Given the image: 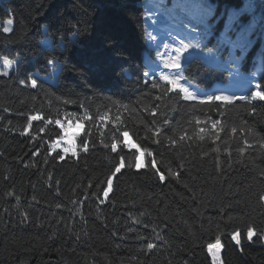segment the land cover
<instances>
[{"label": "trees", "instance_id": "trees-1", "mask_svg": "<svg viewBox=\"0 0 264 264\" xmlns=\"http://www.w3.org/2000/svg\"><path fill=\"white\" fill-rule=\"evenodd\" d=\"M211 1L218 5L217 15L224 13V19L203 41L207 48L215 50L226 11L247 0ZM151 2L0 0V29L13 19L11 33L0 30V56L20 61L13 66L11 80L0 78V264H212L207 244L214 242L218 234L224 245L220 250L223 264H264V241L254 237L249 244L242 237L241 250L228 235L241 226L239 217L264 232V208L257 205L255 196L264 188L259 177L264 155L255 152L246 156L243 163H236L234 154L230 165L223 162L222 156V169L217 171L212 159H201L199 147H184L180 151L188 162L179 178L166 176V182L160 183L147 168H126L114 180L109 198L101 204L92 193L97 191V182L109 173L105 157L116 154L98 146L86 158L81 155L79 162L75 158L57 161L48 156L45 141L55 138L58 129L49 126L39 133L42 122L34 121L29 133L20 135L27 115L35 111L55 115L57 109L61 115L65 111L79 114L83 103L92 113L111 109L110 115L119 114L131 130V139L142 149L164 151L146 138L144 127L152 118L143 109L152 104L156 94V90L143 84L142 73L147 70L144 61L150 59L156 70H161L155 46L161 38L169 40L164 31L156 32L157 40L152 45L147 38L145 29L151 32L153 28L148 29L145 24V9ZM164 2L170 6V0ZM45 25L49 37H65V47L55 50L57 58L69 66L76 65L79 71L64 73L58 86L46 83L42 91L21 89L16 76L23 78L38 71L47 78V54L40 55L38 47ZM76 29L79 33L73 38ZM222 47L223 61L219 64H215L217 61L207 49L201 55L197 50L192 56L186 76L204 91L219 94L220 85L228 84L234 75L224 67L230 46ZM244 57L241 81L236 78L233 82L261 81V41L249 47ZM63 99L77 103L65 105ZM254 103L257 113L253 116L239 107L232 108L223 118L215 107H204L196 114L202 119L221 118L222 124L228 120L229 124L239 125L247 120L255 133L264 136V104ZM194 106L175 97L162 105L173 129L191 119ZM4 107L9 112H3ZM125 153L131 160V153ZM156 158L165 163L171 160L173 171H177L174 154L166 152ZM149 160L146 157L145 164ZM89 181L93 187H89ZM10 191L13 196L7 195ZM16 195L20 196L19 201ZM58 204L61 207L57 208ZM229 217L233 218L231 222ZM152 228L164 229L162 240L154 239ZM147 242L157 245L152 253L147 250ZM134 256L136 260L132 259Z\"/></svg>", "mask_w": 264, "mask_h": 264}, {"label": "snow or ice", "instance_id": "snow-or-ice-1", "mask_svg": "<svg viewBox=\"0 0 264 264\" xmlns=\"http://www.w3.org/2000/svg\"><path fill=\"white\" fill-rule=\"evenodd\" d=\"M217 8V4H205L199 2V0H175L171 7L164 0H152L145 9V24H148L156 32L165 31L169 37V42L162 44L165 52L159 50L156 52V56L160 60L161 70L157 71L152 61L148 59L144 61V67L147 70L142 73L143 84L150 86L152 90H156L152 104L145 106L143 109L152 118L151 121L144 125L146 138L151 139L152 143L158 145L164 151L154 153L147 149H142L138 144L132 142L131 130L119 114L110 115L111 109L105 111L97 110L92 113L83 103L79 105L82 109V113L79 114L65 111L61 115V111L57 109L55 110V115L51 113L45 115L43 111H35L27 115V124L20 131V135L28 134L29 129L33 127L34 121L42 122L43 126L39 128V133H44L49 126L58 129L59 134L55 138H49L45 141L48 156L57 161L75 158L79 162L81 155L86 158L90 151L95 152L98 146L109 153L116 154L115 157H105L110 165L109 173L103 180L97 182L95 185L97 191L92 193L101 204L105 203L109 198V193L114 188V180L118 179L126 168L135 169L136 171L147 168L148 171L157 177L160 183L166 182V176L179 178L180 171L185 170V164L188 162L180 151L184 147H199L201 149V159H212L217 171L222 169V156L224 157L223 162L230 165L233 162L234 154L236 163H243L246 156H250L255 152L264 155V136L255 133L247 120H242L239 125L235 123L229 124L228 120H224L222 124L221 120L232 108L237 107L249 116L255 115L257 107L254 102L259 101L264 104V78L252 84L251 88L246 89L244 94L236 95L235 93L226 94L223 91H220L219 94H217V91H204L192 83L191 78L186 76L187 69L194 59L191 55L186 58V53H190V50L202 52L207 49V52L212 54L214 51L212 48H207V44L203 41L208 35L212 34L214 27L224 19L223 13L217 15ZM233 8H235V5H233ZM243 12L244 9L241 8L240 11L234 10L227 16L215 49L216 52H222L223 45L231 47L232 51L229 52V56L231 58L230 62L235 65L233 69L234 75H240L241 62L245 58L244 53L248 51V47L251 44L249 36L255 31V23H252L241 28L236 40H233L228 35L234 22L237 21ZM12 25L13 19H8L6 25L0 30L4 34H9L13 31ZM78 33L79 29L73 31V38ZM145 33L149 41L157 40V36L152 32H148L147 29H145ZM42 35L43 38L39 39L38 47L40 55L47 54V78H42L38 71L23 78L16 76V84L21 89L42 91L46 83L58 86L60 77L64 73L79 71L76 65L69 66L66 62L62 63L55 55L56 48L65 47L63 34L49 37L48 27L45 25ZM156 47L159 49L161 45L157 44ZM237 49L240 50V55L236 54ZM0 61H2L0 63V78H9L11 80L13 66H18L20 61L2 56H0ZM88 70L91 71L92 69ZM124 71H127V69L125 68ZM248 83L251 84V81H248ZM115 86H119V81L116 82ZM174 97L178 101L195 105L193 112L190 114L191 119H187L175 129L172 128L165 114L166 109L162 107L167 100ZM32 99L35 100L36 96H32ZM60 99V97H57V100ZM237 102L242 103L238 105ZM75 103L77 101L72 99H63V104L65 105ZM121 106L125 109L128 107L126 104ZM204 107L209 109L215 107L217 115L221 118L212 119L206 117L202 119L201 115L196 113L198 111L202 112ZM3 112H9V108L4 107ZM2 119L3 117H0V120ZM10 123L11 121H9ZM221 133L224 135L222 136ZM206 145L208 146L207 148H205ZM125 150L131 153V160H129ZM166 152L177 157V171H173L171 160L167 163L162 159L157 160V156L163 157ZM145 157L150 158L147 164L143 162ZM25 166L27 167V165ZM259 177L264 182V168L259 170ZM5 179H8V177H5ZM89 187H93L91 181H89ZM7 195L13 196L14 193L10 191ZM57 195H59V189H57ZM255 196L257 205L260 208H264V188L255 193ZM15 199L19 201L20 196L16 195ZM73 203L77 202L73 201ZM56 207L59 208L61 205L58 204ZM22 215L27 219L26 213ZM238 219L241 220V226L235 227L228 233L230 240L234 242L237 248L243 249L242 237L243 241L249 244L254 242V237L264 241V232L259 231L255 225L245 222L243 217ZM232 220L233 218L229 217V221L231 222ZM145 227H148V225L145 224ZM163 231L164 229L158 231L157 228H152L154 239L162 240L161 233ZM137 239H145V237H137ZM146 246L149 253H152L157 247L154 242H147ZM223 247L222 236L219 234L215 237L214 242L207 244L212 264H223L220 255V250ZM132 259L136 260L137 258L134 256Z\"/></svg>", "mask_w": 264, "mask_h": 264}, {"label": "rangeland", "instance_id": "rangeland-1", "mask_svg": "<svg viewBox=\"0 0 264 264\" xmlns=\"http://www.w3.org/2000/svg\"><path fill=\"white\" fill-rule=\"evenodd\" d=\"M175 2V0H170V6H172V4ZM199 2L201 3H205V4H214L211 0H199ZM243 8L244 12L243 14L237 19V21L234 22L232 29L229 30L228 35L233 39L236 40V37L238 35V33L241 31V28L246 27L249 24L255 23V31L249 36V39L251 40V44L249 45V47H251L252 45H254L257 41H261V48L264 49V0H247L246 3L244 5L241 6H235V8L230 7L227 11H226V18L224 20V24L225 21L227 19V16L232 12V11H240V9ZM222 12H219V14H221ZM224 14V13H223ZM150 15V14H149ZM147 28H152L150 27L148 24H146ZM154 35H157L156 31H154V29L151 31ZM155 41H151V45L154 44ZM165 42H169V40H163V38H161L157 44H160L161 47L159 49H157V45L155 46L157 50L161 51V52H165V50L162 47V44ZM248 47V48H249ZM224 51V48H223ZM232 49L230 47L229 52H231ZM238 51H240L239 49L236 50V54L240 55L238 53ZM196 51H192L190 53L191 56H195L196 55ZM203 52L200 51V55ZM222 52H216L214 50V52L212 53V57L214 60L217 61V63L215 64H219V62L223 61L222 59ZM187 57L189 55H186ZM186 57V58H187ZM231 58L228 54V58L226 59V63L225 66L226 68L231 69V71L233 72V69L235 68V65H233L230 62ZM160 62V61H159ZM234 76V78H233ZM230 82L228 84H221L220 85V91H223L226 94H232L235 93L236 95H242L245 93L246 89H250L252 84H247L245 82H240L243 84H237L234 83L236 78H238V81H241V76L240 75H233ZM234 81V82H233ZM233 82V84H231ZM231 84V85H230ZM255 84V83H253ZM229 85V86H228ZM79 131V130H78ZM132 140V139H131ZM133 142V140H132ZM144 163H146V157L144 158ZM142 170V169H141ZM111 193V192H110ZM109 193V195H110Z\"/></svg>", "mask_w": 264, "mask_h": 264}, {"label": "crops", "instance_id": "crops-1", "mask_svg": "<svg viewBox=\"0 0 264 264\" xmlns=\"http://www.w3.org/2000/svg\"><path fill=\"white\" fill-rule=\"evenodd\" d=\"M152 30H153V29H152ZM152 30H151V31H152ZM164 33H166V32L164 31Z\"/></svg>", "mask_w": 264, "mask_h": 264}, {"label": "built area", "instance_id": "built-area-1", "mask_svg": "<svg viewBox=\"0 0 264 264\" xmlns=\"http://www.w3.org/2000/svg\"><path fill=\"white\" fill-rule=\"evenodd\" d=\"M197 31H199V29H197Z\"/></svg>", "mask_w": 264, "mask_h": 264}]
</instances>
